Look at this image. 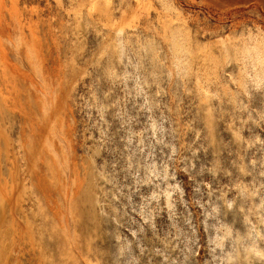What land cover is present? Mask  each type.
<instances>
[{
  "label": "rangeland",
  "instance_id": "obj_1",
  "mask_svg": "<svg viewBox=\"0 0 264 264\" xmlns=\"http://www.w3.org/2000/svg\"><path fill=\"white\" fill-rule=\"evenodd\" d=\"M0 0V264H264V3Z\"/></svg>",
  "mask_w": 264,
  "mask_h": 264
},
{
  "label": "crops",
  "instance_id": "obj_2",
  "mask_svg": "<svg viewBox=\"0 0 264 264\" xmlns=\"http://www.w3.org/2000/svg\"><path fill=\"white\" fill-rule=\"evenodd\" d=\"M252 3H256V4H259V5H263L264 0H254V1H252Z\"/></svg>",
  "mask_w": 264,
  "mask_h": 264
}]
</instances>
